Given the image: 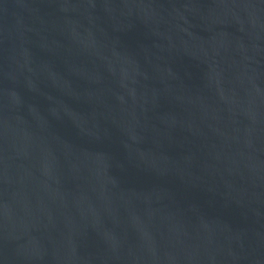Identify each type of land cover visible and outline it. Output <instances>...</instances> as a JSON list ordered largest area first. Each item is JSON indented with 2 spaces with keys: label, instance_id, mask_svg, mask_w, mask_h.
I'll return each mask as SVG.
<instances>
[{
  "label": "water",
  "instance_id": "1",
  "mask_svg": "<svg viewBox=\"0 0 264 264\" xmlns=\"http://www.w3.org/2000/svg\"><path fill=\"white\" fill-rule=\"evenodd\" d=\"M0 264H264V0H0Z\"/></svg>",
  "mask_w": 264,
  "mask_h": 264
}]
</instances>
